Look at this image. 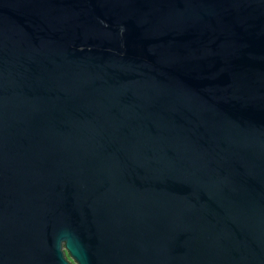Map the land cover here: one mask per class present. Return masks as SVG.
Listing matches in <instances>:
<instances>
[{
    "label": "water",
    "instance_id": "95a60500",
    "mask_svg": "<svg viewBox=\"0 0 264 264\" xmlns=\"http://www.w3.org/2000/svg\"><path fill=\"white\" fill-rule=\"evenodd\" d=\"M0 264H264V0H0Z\"/></svg>",
    "mask_w": 264,
    "mask_h": 264
}]
</instances>
